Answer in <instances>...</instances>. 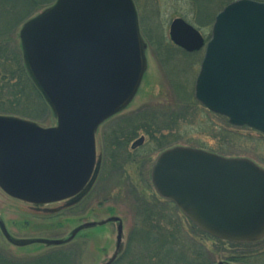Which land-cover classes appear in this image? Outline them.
Returning <instances> with one entry per match:
<instances>
[{
    "label": "water",
    "instance_id": "obj_1",
    "mask_svg": "<svg viewBox=\"0 0 264 264\" xmlns=\"http://www.w3.org/2000/svg\"><path fill=\"white\" fill-rule=\"evenodd\" d=\"M134 9L132 0H60L26 28L29 67L60 127L0 117V184L9 195L47 203L84 187L94 129L123 104L139 72ZM170 38L190 53L205 48L197 101L233 127L264 135V3L227 6L207 44L183 19L171 24ZM152 181L161 198L209 236L235 244L264 238V169L252 160L175 147L157 158ZM122 238L120 223L119 248Z\"/></svg>",
    "mask_w": 264,
    "mask_h": 264
},
{
    "label": "rangeland",
    "instance_id": "obj_2",
    "mask_svg": "<svg viewBox=\"0 0 264 264\" xmlns=\"http://www.w3.org/2000/svg\"><path fill=\"white\" fill-rule=\"evenodd\" d=\"M59 1L23 0L24 4L18 2L17 8L12 7L15 5L12 2L5 5L10 17L0 18V25L13 23L5 35L11 36L18 46L36 85L38 81L29 67L25 30L52 11ZM132 1L141 60L139 72L123 104L94 129L95 158L84 187L66 199L43 203L11 196L0 184L1 255L33 259L53 250H62L73 263L75 261L74 264H106L116 254L120 258L129 241H134V231L142 225L138 224L141 220H138L137 211L139 203L143 202L150 208L159 209L155 214L168 215V221L181 227L185 238L181 243L195 255L194 264L196 261L201 264H240L239 246L198 229L173 203L157 194L152 182L156 159L162 152L175 147L199 149L225 158H246L264 169V135L249 128L232 129L237 137L226 133L216 135L215 126L225 127L226 121L215 117L196 101L195 85L205 49L188 54L170 39L171 24L180 18L209 41L217 15L237 0ZM46 101L51 115L41 121L42 124H33L44 130L59 128L58 112L47 97ZM123 118L125 121L121 122ZM148 118L156 122L145 123ZM111 126L114 127L112 132L129 131V140L123 150L129 153L130 160L124 161L125 155L117 149L113 157L119 156L118 163L123 164V170L116 172L117 166L112 168L113 161H109L110 165L105 164L101 173L103 147L114 137ZM168 203L172 204H169L170 209ZM113 219H119L123 226L120 248L117 244L119 224ZM228 248L234 249L229 251Z\"/></svg>",
    "mask_w": 264,
    "mask_h": 264
},
{
    "label": "trees",
    "instance_id": "obj_3",
    "mask_svg": "<svg viewBox=\"0 0 264 264\" xmlns=\"http://www.w3.org/2000/svg\"><path fill=\"white\" fill-rule=\"evenodd\" d=\"M12 2H15V5L11 6L17 8L18 2L23 3V0H0V18L10 17L11 14L7 15L5 11V5ZM11 24L13 25V23L0 25V117L42 124L51 115V110L46 98L34 83L22 54L18 52V46L11 36L5 35L9 32L6 29ZM215 117L225 120L227 124L220 129L215 126L216 135L226 133L237 137L232 129H243L231 126L224 117L217 115ZM149 122L156 120L148 118L145 123ZM169 204L168 209L172 205ZM155 210L159 212L155 206L150 208L143 202L139 203L137 213L141 222L138 224L142 225L134 231V241H129L124 254L113 264H194L195 255L188 251L189 248L186 250L183 247L184 243H181L185 240L181 234V227L168 221V215L155 214ZM72 260L62 250H53L33 259L18 260L0 254V264H74ZM196 264H201V261L200 263L196 261Z\"/></svg>",
    "mask_w": 264,
    "mask_h": 264
},
{
    "label": "flooded vegetation",
    "instance_id": "obj_4",
    "mask_svg": "<svg viewBox=\"0 0 264 264\" xmlns=\"http://www.w3.org/2000/svg\"><path fill=\"white\" fill-rule=\"evenodd\" d=\"M177 48H179V47H177ZM179 49H181V48H179ZM124 119L125 118L120 119V120H122L121 122L125 121ZM126 121L129 122L130 120L128 119ZM121 122H119V123H121ZM110 129H111V134H113L114 137L109 139L108 141H106L105 145L103 147L104 160H103L101 173H102L103 169L105 168V164L110 165V163H107L109 161H111V162L113 161V166H111L112 168H115V165L117 166L116 172L123 170V164L120 166L118 163L120 161L119 156L116 155L113 157V155L116 154L117 149L122 151V154L125 155L124 157H122V159L124 161L127 162L128 160H130V156L128 155L129 153H127L126 150L125 151L123 150L124 147L126 146L125 143L127 142V140H129V136H130V133H128L129 131L112 132L114 129V127H112V126L110 127ZM117 135H118V137H117ZM132 149L134 150V148H132ZM105 151H107L106 157H105ZM229 244L234 245V246H239L238 251H239V255H240L239 256L240 257L239 258L240 264H251V262H256V261L259 264H264V238L261 239L260 241L256 242V243H251V244H235V243H231V242H229ZM233 249L234 248H228L229 251H231ZM0 254H3V253L0 252ZM74 263H75V261H74Z\"/></svg>",
    "mask_w": 264,
    "mask_h": 264
}]
</instances>
